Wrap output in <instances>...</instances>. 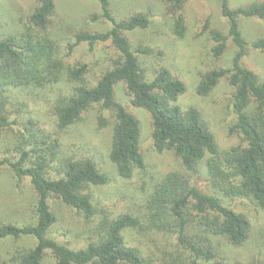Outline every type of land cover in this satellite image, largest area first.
Masks as SVG:
<instances>
[{
  "label": "trees",
  "instance_id": "16d2710c",
  "mask_svg": "<svg viewBox=\"0 0 264 264\" xmlns=\"http://www.w3.org/2000/svg\"><path fill=\"white\" fill-rule=\"evenodd\" d=\"M94 1L101 13L92 21L104 19L111 27L75 30L66 45L68 60L51 37L59 0H33L24 30L0 34V137L16 141L17 155L0 160V167L8 165L20 182L29 178L33 188L24 218L0 216V264H264V223L257 227L248 212L253 205L264 216V81L242 65L246 48L264 50V40L247 41L239 23L264 19V1L232 9L221 0L230 28L228 35L211 32L214 56L224 54L230 38L238 51L230 68L202 75L196 89L208 97L229 77L236 117L230 135L240 144L227 150L208 116L182 104L188 87L180 75L163 59L152 70L144 63L155 48L130 34L149 28L152 13L118 18L111 0ZM187 1L166 0L178 37L185 34L181 11ZM106 43L115 55L98 72L88 62L71 61L77 47L95 51ZM119 83L132 105L149 113L156 152L174 155L182 172L148 177L141 124L116 100ZM93 114L97 130L110 131L112 171L71 140V130ZM136 175L143 180L138 198L100 192L115 178L129 183ZM62 207L86 223L82 245L55 235ZM19 241L24 245L14 246ZM7 242L13 244L9 250ZM252 245L255 253L248 251Z\"/></svg>",
  "mask_w": 264,
  "mask_h": 264
},
{
  "label": "rangeland",
  "instance_id": "374dc122",
  "mask_svg": "<svg viewBox=\"0 0 264 264\" xmlns=\"http://www.w3.org/2000/svg\"><path fill=\"white\" fill-rule=\"evenodd\" d=\"M263 1L229 0V4L232 9H236ZM111 3L113 13L118 18L127 17L136 11L152 13V23L149 28L130 34L135 41H143L155 48L151 57L143 60L144 63L148 69L152 70L157 61L162 59L166 61L165 64L187 83L188 91L181 101L182 104L186 107L196 105L208 116L220 148L227 150L239 145V139L230 135V129L235 124L236 117L233 112L235 91L230 85L229 77L223 78L208 97L203 98L196 92L202 75L215 69L230 68L238 51L230 38L224 54L220 57L214 56L215 43L211 32L219 31L228 35L230 28L228 20L222 15L221 0H188L181 11L185 25L183 37L174 34L175 19L167 11L166 0H111ZM32 6L33 0H0V34L22 32L27 13ZM100 13V4L94 0H59L58 11L52 18L51 37L58 42L61 49L60 55L65 60L70 58L67 55L66 45L72 42L70 37L75 30L84 28L104 32L110 29L111 25L104 19L92 21L91 17ZM239 23L247 41L264 40V19L241 18ZM114 55L115 50L111 43L101 44L95 51H91L87 45H82L77 47L71 61L88 62L95 65L96 68L93 70L98 72L100 68L107 67V60ZM242 65L255 72L264 81V50L247 47ZM64 84L65 82L62 86ZM115 98L140 121L142 128L140 147L146 158L148 177L161 178L173 171L182 172L181 163L174 155L168 152L160 154L154 149L151 117L147 111L132 105L131 96L128 95L124 83L116 85ZM43 123L46 125L45 128L53 131L54 126L47 117L43 119ZM71 140L80 144L83 150L92 152L106 168L113 170L108 160L111 144L110 131L97 130L96 114H93L85 124L71 130ZM15 145L16 141L13 138L6 140L1 136L0 160L12 156L14 161L17 157L15 153H12ZM142 184V176L138 175L129 183L115 178L110 186L102 187L100 192L109 196H118L127 192L129 195L132 194L133 198H138L143 195ZM32 197L33 188L29 178L20 182L8 165L0 167V216L17 214L19 218H24L28 210L24 208ZM132 202L135 203L136 200ZM248 212L257 227L264 223V216L255 214L253 205L248 207ZM58 214L60 223L55 230V235L75 246L85 243L88 228L83 219L65 207L60 208ZM28 242L33 244V241ZM16 245L23 246L24 241H19L14 246ZM12 246L13 244L7 242L4 248L9 250ZM256 250L255 245L248 249L250 253H255ZM262 257L264 263V254Z\"/></svg>",
  "mask_w": 264,
  "mask_h": 264
}]
</instances>
